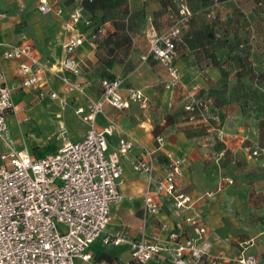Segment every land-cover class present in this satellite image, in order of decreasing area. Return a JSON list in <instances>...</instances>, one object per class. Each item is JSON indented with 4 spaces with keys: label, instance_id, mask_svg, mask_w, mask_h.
Instances as JSON below:
<instances>
[{
    "label": "crops",
    "instance_id": "0c3cea01",
    "mask_svg": "<svg viewBox=\"0 0 264 264\" xmlns=\"http://www.w3.org/2000/svg\"><path fill=\"white\" fill-rule=\"evenodd\" d=\"M52 3L54 9L62 8L64 14L51 12L59 23L58 33L46 36L42 45L20 27L24 10L34 6L28 1L0 0V41L6 45L32 46L48 67L42 86L58 94V99L50 96L41 98L40 89L23 88L20 66L26 60L0 58V72L4 73L12 89L15 111L8 116V123L17 147H26L33 156L44 157L55 153L63 145L65 140H58L62 130H66L68 140L72 142L85 137L89 123L84 122L77 111L86 107L87 100L79 93L68 92L62 77L82 84L90 96L101 92V72L121 76L124 82L127 78L122 92L127 94L130 90L140 89L149 98L150 105L148 110L134 104L123 111L132 115L134 123H126V119L121 125L116 123L118 128L109 138L111 147L116 145L119 137L127 134L157 150L155 138L163 136L165 144L156 152V169L162 171L168 153L186 157L179 185L194 201L193 209L187 214L198 216L210 230L211 254H222L224 264H238L234 258L240 252V245L249 243V250L257 257L258 264H264V153L258 157L251 155L258 147L264 149V125L256 124L262 118L230 113L225 108H218L219 121L212 123L204 119L177 123L166 114L155 115V105L159 106L158 111L165 113L171 106L172 77L159 61L152 57L144 60L143 57L148 55L151 43L169 30V17L172 16H169L171 8L168 0H95L86 5L84 18L106 31L98 41L91 40L92 28L83 23L73 29L68 28V17L77 0L70 5L57 0ZM135 5L142 13L138 18L135 14L131 16L129 11ZM114 8L116 18L113 19L110 11ZM143 16L146 18L143 19ZM75 36L83 37V43L72 56L77 73L63 66L69 56L65 45ZM113 57H116L115 61L111 60ZM175 64L181 73L189 72L180 60H175ZM200 72L216 73L210 69ZM191 85L194 91L204 87L199 76L197 83ZM108 109L110 112L114 110ZM107 124L101 118L96 121L98 129ZM131 158L132 154L123 159L120 188L124 199L113 206L108 231H123L129 238H135L143 219V194L147 181L134 172ZM227 178L233 179L234 183H227ZM178 219L171 199L164 198L160 214L148 220L147 238L153 239L155 234H159V242L165 244L175 231ZM163 223L168 224L164 231L160 230ZM90 253L106 264H125L131 259L130 248L125 243L115 246L97 241L91 245ZM76 264L90 263L78 261Z\"/></svg>",
    "mask_w": 264,
    "mask_h": 264
},
{
    "label": "built area",
    "instance_id": "2783aa9c",
    "mask_svg": "<svg viewBox=\"0 0 264 264\" xmlns=\"http://www.w3.org/2000/svg\"><path fill=\"white\" fill-rule=\"evenodd\" d=\"M83 1L77 0L69 14L68 28L83 23L92 28L91 40L97 41L106 31L102 27L95 29L92 21L84 18ZM38 9L44 14H64L62 8L54 9L50 0H39ZM180 14L183 18L157 37L151 43L148 55L143 57L144 60L152 57L159 61L175 81L179 79V69L174 62L178 55L180 23L186 27L191 16L186 6H182ZM82 43L83 37L75 36L65 45L69 55L63 63L65 69L78 72L72 56ZM0 58L25 59L20 66L22 87L40 89L41 98L58 99L56 92L41 84L48 67L32 46L6 45L0 41ZM62 81L68 92L86 98V107L78 109L77 113L89 123V129L83 139L75 142L67 139L55 153L36 157L26 147L18 148L11 135L8 116L15 111V106L12 89L4 73L0 72V264H76L78 261L106 264L90 253L91 245L97 241L105 245L127 244L131 259L125 264H224L222 254H211L208 226L198 216L187 214L193 209L194 201L179 185L186 157L168 153L159 172L156 152L165 144L163 136L155 138L157 150L127 134L119 137L116 145L111 147L109 138L117 130V124L109 120L102 129L96 127L97 118L108 108L124 111L138 104L141 109L148 110L150 101L144 92L137 89L124 94L121 76L101 80V92L97 96L88 95L82 84L69 78L62 77ZM208 105L209 102L193 99L186 105V110L198 111V115L207 120L204 112L210 110ZM211 119L219 121L218 114L212 115ZM190 120H194V116ZM262 153L264 149L258 147L251 155L258 157ZM131 154L134 172L147 181L143 219L135 238H129L123 231H108L112 208L124 199L120 188L123 159ZM226 182L233 184L234 180L227 178ZM164 198L171 199L179 219L175 231L162 244L159 234L153 239L147 238V224L151 217L160 214ZM167 228L166 223L160 226L162 231ZM250 246L249 243L240 245V252L234 258L238 264H258Z\"/></svg>",
    "mask_w": 264,
    "mask_h": 264
},
{
    "label": "rangeland",
    "instance_id": "374dc122",
    "mask_svg": "<svg viewBox=\"0 0 264 264\" xmlns=\"http://www.w3.org/2000/svg\"><path fill=\"white\" fill-rule=\"evenodd\" d=\"M15 1H28L34 6L33 9L24 10L20 27L33 36L36 43L43 45L46 36L58 33L59 23L52 13L45 15L39 13L37 9L39 0H11ZM57 1H63L66 5L74 2ZM168 2L171 8L169 16H172L169 17V29L183 18L180 14L182 6H186L191 14L186 27L180 23L181 41L178 46L179 55L175 58L176 62L180 60L186 64L189 72L183 74L179 71V79L171 80V106L165 113L162 110L158 111L159 106L155 105V115L166 114L171 121L177 123L203 120L198 111L186 110V105L195 99L209 102L210 110L205 111L204 115L206 121L210 123L214 121L211 119L212 115L219 114L218 108H225L230 113L238 112L244 116L262 118L257 120L256 124L263 127L264 0H168ZM138 10L137 5L130 7L131 16L135 14L138 18L142 14ZM114 12L115 8L110 11V17L113 19L116 18ZM145 18L146 16H143V19ZM102 54L103 52L101 56ZM111 60L115 61L116 57ZM174 65L176 66L175 62ZM207 69L215 70L216 73H198ZM198 76L201 81L203 80L204 87L194 91L191 84L197 83ZM101 77L103 80L116 75L101 72ZM151 107L153 109V106ZM152 109L150 112H153ZM191 116H194V120H190ZM98 118L104 123L112 120L121 125L123 119H126V123H134L129 112L117 110L110 112V109ZM68 138L66 130L59 132L60 142Z\"/></svg>",
    "mask_w": 264,
    "mask_h": 264
},
{
    "label": "trees",
    "instance_id": "16d2710c",
    "mask_svg": "<svg viewBox=\"0 0 264 264\" xmlns=\"http://www.w3.org/2000/svg\"><path fill=\"white\" fill-rule=\"evenodd\" d=\"M95 2V0H92V1H89V0H84L83 1V8L85 9V7H87L88 5H90V4H92V3H94ZM87 5V6H86ZM92 21V20H91ZM92 26H94L95 27V29H97V28H100V26L99 25H97V26H95V24L94 23H92ZM99 40V39H98ZM97 40V41H98ZM181 41V40H180ZM180 45V42H178V46ZM179 48V47H178ZM115 77H112V78H108V79H114ZM217 107V106H216Z\"/></svg>",
    "mask_w": 264,
    "mask_h": 264
}]
</instances>
